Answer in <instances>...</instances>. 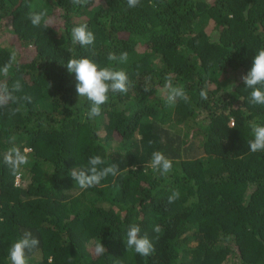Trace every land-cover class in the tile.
Listing matches in <instances>:
<instances>
[{"label": "trees", "instance_id": "trees-1", "mask_svg": "<svg viewBox=\"0 0 264 264\" xmlns=\"http://www.w3.org/2000/svg\"><path fill=\"white\" fill-rule=\"evenodd\" d=\"M38 12L48 23L37 27L30 14ZM4 21L0 67L15 59L0 82L19 80L23 90L0 107V264H10L24 231L40 241L28 264H264V151L249 149L264 105L250 102L241 80L264 49V0H140L134 8L127 0H0ZM81 24L94 45L72 43ZM110 52H127V63L109 61ZM70 58L122 69L132 86L109 93L90 119L65 67ZM166 78L188 102L166 105ZM11 148L29 160L16 172L3 163ZM155 151L173 161L166 176L150 166ZM95 155L106 161L98 167L115 163L119 173L80 189L69 172ZM173 190L180 197L168 204ZM132 224L152 240V255L126 251Z\"/></svg>", "mask_w": 264, "mask_h": 264}, {"label": "clouds", "instance_id": "clouds-1", "mask_svg": "<svg viewBox=\"0 0 264 264\" xmlns=\"http://www.w3.org/2000/svg\"><path fill=\"white\" fill-rule=\"evenodd\" d=\"M73 5L83 6L87 0H70ZM140 0H127L129 8H134L139 4ZM30 21L33 26H40L42 23L47 24V14L38 12L30 14ZM72 43L79 44L82 47L94 45L95 35L88 30L86 24H81L71 30ZM15 59L12 56L8 63L0 67V75L7 77L12 61ZM109 61L119 63H127L128 53L121 52L119 56L110 52L107 56ZM70 74H75V90L78 97H85L90 102L88 117L94 118L102 112V106L109 101V93L127 94L132 82L126 71L117 70L111 66L101 67L94 60L89 58H70L65 65ZM246 88L251 89L250 102L254 105H264V49L258 51L253 60L250 71L241 77ZM164 89L166 92V105L174 107L178 100L188 102L189 96L181 86H174L170 78H166ZM23 86L17 80L11 88L4 82H0V107L6 106L9 102L16 99L14 93L21 92ZM148 91V89H144ZM202 100L207 99V91L202 89L199 93ZM24 100L31 102L28 96L23 97ZM253 139L249 141V149L255 153L264 151V125L251 123L250 124ZM3 163L9 166L13 172L18 171L22 166L29 163L28 157L24 155L18 148H11L3 155ZM106 161L99 155L89 158L88 167L77 168L70 170L69 175L74 183L80 189H89L101 184L109 175L115 177L119 173V166L115 163L109 164L106 167H98L104 165ZM151 168L158 172L161 176H166L173 170V161L165 156L160 151L152 153ZM180 193L178 190H173L168 197V204L174 203L179 199ZM153 232L159 234L162 232V227L157 224L153 227ZM40 241L31 231H24L22 236L9 248L8 259L10 264H28L27 253L38 249ZM126 251L132 250L136 254L143 257L152 255L155 251L152 240L145 235H141V228L132 224L129 225L126 232V241H124ZM94 253L96 256H101L107 252L101 241L94 242Z\"/></svg>", "mask_w": 264, "mask_h": 264}, {"label": "rangeland", "instance_id": "rangeland-1", "mask_svg": "<svg viewBox=\"0 0 264 264\" xmlns=\"http://www.w3.org/2000/svg\"><path fill=\"white\" fill-rule=\"evenodd\" d=\"M52 18L53 17H51L50 19H52ZM0 26H1L0 31H3L6 27H8V23L6 21L1 22ZM2 39H3V37L0 38V42ZM238 77H240V73H238Z\"/></svg>", "mask_w": 264, "mask_h": 264}, {"label": "built area", "instance_id": "built-area-1", "mask_svg": "<svg viewBox=\"0 0 264 264\" xmlns=\"http://www.w3.org/2000/svg\"><path fill=\"white\" fill-rule=\"evenodd\" d=\"M18 181V180H17Z\"/></svg>", "mask_w": 264, "mask_h": 264}]
</instances>
